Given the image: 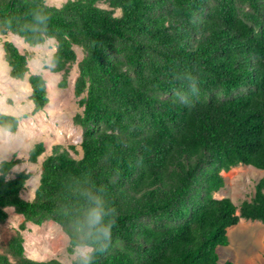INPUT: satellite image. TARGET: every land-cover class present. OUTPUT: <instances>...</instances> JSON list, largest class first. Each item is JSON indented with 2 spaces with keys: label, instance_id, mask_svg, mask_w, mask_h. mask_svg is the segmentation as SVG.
<instances>
[{
  "label": "trees",
  "instance_id": "trees-1",
  "mask_svg": "<svg viewBox=\"0 0 264 264\" xmlns=\"http://www.w3.org/2000/svg\"><path fill=\"white\" fill-rule=\"evenodd\" d=\"M31 2L0 0V29L9 19L15 29ZM48 11L60 42L56 72L76 62L75 46L84 53L73 85L79 151L54 146L29 200L21 196L23 173L0 178V224L9 208L23 219L0 264H58L26 257L21 232L45 222L64 232L58 209L70 199V182L84 177L103 186L118 213L95 264H231L217 253L229 244L227 230L240 219L264 223V175L238 207L215 197L222 172L264 171V0H68ZM2 49L9 77L22 81L26 54L6 40ZM183 73L197 79L190 105L175 98L174 89L186 90L175 79ZM28 83L38 112L47 90L33 75ZM44 151L35 144L28 161Z\"/></svg>",
  "mask_w": 264,
  "mask_h": 264
},
{
  "label": "clouds",
  "instance_id": "clouds-1",
  "mask_svg": "<svg viewBox=\"0 0 264 264\" xmlns=\"http://www.w3.org/2000/svg\"><path fill=\"white\" fill-rule=\"evenodd\" d=\"M48 0H32L18 18V25L5 20L0 32H12L29 44L32 51L26 56V71L35 76L38 86L46 89L48 76H56L57 50L60 42L50 28L52 19ZM6 53L0 49V65L6 63ZM11 71V68H9ZM175 79L186 84V90L174 89L180 103L190 105L191 97L198 95L197 79L191 73L177 74ZM11 78L0 72V178L9 182L20 173L27 179L31 174L25 167L30 146L39 129L18 93H10ZM19 161V163H16ZM70 199L58 209L63 219L65 243L58 264H95L98 254L108 251L113 228L117 222V209L106 198L103 186H96L89 178L77 179L68 185Z\"/></svg>",
  "mask_w": 264,
  "mask_h": 264
},
{
  "label": "rangeland",
  "instance_id": "rangeland-1",
  "mask_svg": "<svg viewBox=\"0 0 264 264\" xmlns=\"http://www.w3.org/2000/svg\"><path fill=\"white\" fill-rule=\"evenodd\" d=\"M66 1L68 0H48V4L49 7L58 8ZM97 5L110 9L103 2H98ZM119 14V10H114L115 16ZM5 40L12 42L26 56L32 51L31 47L21 38L9 32L0 34V49H2V43ZM74 51L76 62L67 66L66 74L64 71H60L57 72L56 76H48L49 82L46 90L49 103L42 110L33 112V105L29 100L31 90L28 77L32 75L31 73L27 72L22 81L11 79L8 87L10 93L19 94V99L25 105L26 110L32 114L33 126L39 129L30 150L37 143H42L45 147L44 153L37 158L36 163L28 162L25 165L30 171L31 178L21 192V196L28 200L33 197L39 182L40 163L54 146L64 149H68L69 146H76V150L79 151L81 129L74 124L73 117L82 109L78 105L79 98L74 96L73 85L78 74L77 62L83 58L84 53L81 48L76 46ZM0 72L9 77V68L6 63L0 65ZM63 79L64 85L62 86L61 81ZM69 153L76 158L80 157V154H75L72 151ZM221 174L225 179V186L215 194V197H229L238 207L242 201L250 200L254 185L264 175V171L250 166L238 165ZM7 213L8 219L0 224V252L5 251L7 241L15 234L23 220L11 208L7 209ZM227 231H229L227 232L228 246L217 248L220 263L228 261L231 264H264V223L240 219L236 225ZM21 234L24 238L23 246L26 257L35 260H58L65 243L64 232L59 225L53 222H45L40 226L26 223V229Z\"/></svg>",
  "mask_w": 264,
  "mask_h": 264
},
{
  "label": "bare ground",
  "instance_id": "bare-ground-1",
  "mask_svg": "<svg viewBox=\"0 0 264 264\" xmlns=\"http://www.w3.org/2000/svg\"><path fill=\"white\" fill-rule=\"evenodd\" d=\"M242 224H243V223H242ZM229 231H230V230H229ZM229 231H228V232H229ZM228 235H229V234H228Z\"/></svg>",
  "mask_w": 264,
  "mask_h": 264
}]
</instances>
